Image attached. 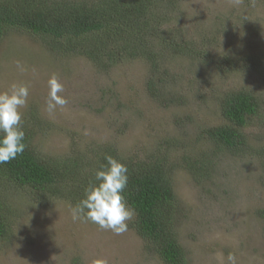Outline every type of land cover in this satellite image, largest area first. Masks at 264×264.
<instances>
[{"label":"rangeland","instance_id":"obj_1","mask_svg":"<svg viewBox=\"0 0 264 264\" xmlns=\"http://www.w3.org/2000/svg\"><path fill=\"white\" fill-rule=\"evenodd\" d=\"M173 13L178 18L165 26L177 30L176 41L192 40L196 51L208 48L211 56L227 53L232 59L227 72L212 75L211 63L209 68L199 57L176 56L170 73L178 81L168 93H185L181 104L161 106L148 96V67L141 60L102 68L83 56L53 52L40 38L14 30L0 36V91L13 82L28 85L22 127L29 146L45 158L82 148L92 153L104 143L125 156L144 157L156 142L173 143L168 155L174 226L187 263L229 264L234 254L236 264H264V77L250 68L264 53V0H179ZM53 73L68 103L49 113ZM239 87L253 91L259 101L258 112L243 127L245 144L237 154L218 153L210 174L194 179L182 156L213 147L203 130L223 123L218 95ZM34 196L25 188L7 189L10 231L0 238V264H93L97 258L108 264H162L144 249L132 219L118 235L87 220L73 221L74 206L66 199Z\"/></svg>","mask_w":264,"mask_h":264},{"label":"trees","instance_id":"obj_2","mask_svg":"<svg viewBox=\"0 0 264 264\" xmlns=\"http://www.w3.org/2000/svg\"><path fill=\"white\" fill-rule=\"evenodd\" d=\"M178 3L179 0H0V36L7 30L36 36L53 52L83 56L102 68L127 59L141 60L148 67L144 80L148 96L161 106L181 104L185 93H168V86L178 81L170 73L176 56L199 57L209 68L211 63L212 75L227 72L224 67L232 59L227 53L211 56L208 48L196 51L192 40L176 41L177 30L166 31L167 20L179 16L173 13ZM252 65L250 68L264 77V53ZM218 96L217 110L223 123L203 130L213 147L197 155L182 156L184 168L194 179L210 174L218 153H239L246 141L243 127L259 110L257 95L244 87ZM24 143L22 154L0 164V238L10 231L7 189L25 188L36 194L34 198H63L75 206L84 198L89 183H96L95 171L107 164L105 157L111 156L128 168V183L122 195L134 213L131 222L144 249L162 264H188L174 226L175 195L168 155V146L173 143L156 142L155 149L144 157L125 156L114 145L104 143L92 153L82 148L63 157L46 158L29 146L30 136L26 133Z\"/></svg>","mask_w":264,"mask_h":264},{"label":"clouds","instance_id":"obj_3","mask_svg":"<svg viewBox=\"0 0 264 264\" xmlns=\"http://www.w3.org/2000/svg\"><path fill=\"white\" fill-rule=\"evenodd\" d=\"M16 67L24 71L19 62ZM48 89L46 110L53 113L58 107L63 108L68 103L61 95L64 86L57 74L50 75ZM28 96V85L15 82L7 90L0 91V164L15 159L25 150V131L20 109L27 104ZM105 159L107 164L101 165L95 171L96 183L90 182L85 189L84 198L71 208L72 219L90 221L103 230H111L119 235L128 230L126 222L134 215L122 195L128 183V168L111 156H106ZM228 262L236 264L234 254H229ZM93 264H108V261L97 258Z\"/></svg>","mask_w":264,"mask_h":264}]
</instances>
